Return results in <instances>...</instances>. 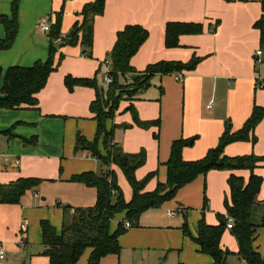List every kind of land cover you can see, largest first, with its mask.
Here are the masks:
<instances>
[{"label": "crops", "instance_id": "crops-1", "mask_svg": "<svg viewBox=\"0 0 264 264\" xmlns=\"http://www.w3.org/2000/svg\"><path fill=\"white\" fill-rule=\"evenodd\" d=\"M12 1L0 0V14L10 16ZM89 1L92 0H18V31L12 46L0 50V66L4 69L11 65H30L29 63L39 57V53H42L46 46V39L43 37L45 33L40 30L38 24L41 17L43 19L51 17L54 24L57 12L62 10L59 34L62 37H67L69 31L73 29L74 23L80 20L81 7ZM261 15L264 16V5L261 0H105L103 13L96 16L93 24L92 53L95 58L84 57L80 53V46H76L74 49L67 48L68 58L72 62L86 67V70H84L85 73L66 69L65 71L79 76L90 75L91 64L96 65L92 62L101 63L105 52L106 55L108 51L110 52L117 31L125 25L138 24L146 28L149 34L130 60L131 65L136 69L143 70L148 64L162 60L186 62L192 56L201 57V61L193 70L183 72L181 81L176 79V73L161 77L156 75L151 79L149 87L139 91L136 99L131 101L141 120L159 119L158 127L141 128L135 124L136 129H133L135 125L131 121V113L125 109L130 102L126 100L120 102L115 116L106 122V128L113 127L114 132L122 127L124 130H132L131 134L140 137H147L145 133L147 131L157 134L156 140L154 139L153 143L150 142V145H154L152 150L146 148L148 153L145 163L135 171L137 179H142L144 172L154 171L155 154L159 164L163 163L162 167L159 166L155 170L156 180L150 179L145 190H153L158 182L166 180L165 163L169 157L173 140L194 138L191 144L182 148V157L184 160L199 159L205 155L209 148L218 144L220 136L228 126L232 132L240 129L250 115L254 104L264 107V88L257 86V80H264V76H261V66L264 64V42L260 44V32L253 25ZM171 21L201 23L203 31L198 34H182L179 36V46L167 48L164 45V30L166 23ZM0 37H4V28L1 24ZM257 49L262 51L260 64L255 63ZM57 71L58 68L49 74L45 86L37 93V107L14 109L24 112L22 117L25 119L21 121L24 127L23 131L34 128L35 123L33 122H37L42 133L46 135L45 142L50 136H53L45 133L47 124L58 128L57 132L61 133V129L58 127L61 123L60 116L64 115L69 118L75 116L77 118L76 127L80 126L83 129L85 138H92L96 132V122L92 119V113L86 112V106L94 99V90L89 87L77 86L72 91H66V87L62 85L61 75H55L56 79L51 77ZM53 81H56L57 84L55 90ZM158 86H161L163 90L160 96ZM76 98L80 99V103L78 100H74ZM43 99L48 103L42 111H38L39 114L25 111L40 110ZM64 105L69 106L71 110L62 111ZM83 117L85 121L82 120ZM69 122L70 120L64 121L63 136L59 137L58 134V138L54 136L57 144L65 137L66 125L67 127L71 126ZM254 135L256 136L255 143L252 144L250 141L232 142L225 146L224 153L228 156L250 153L264 156V117L254 128ZM34 137L36 136L32 138ZM73 138L72 134L68 135V153L72 149ZM2 141L0 140V143ZM114 141L120 145L115 139ZM15 144L18 142L15 141ZM127 145L124 144L121 147L124 152L136 153L141 150L137 148L139 143L134 146L132 143ZM98 149L101 154H104L102 138L98 141ZM15 150L17 152L14 154L18 155V160L11 156H4L3 161L0 159V184L15 181L20 177L33 176L43 180L35 189L27 190L29 195L23 197L26 191L18 203H0V246L8 254L0 259V264H23L26 259L28 264H49L48 257L40 254L42 251L40 220H49L59 232L63 220L70 218L72 209L69 207L93 205L96 192L92 187L74 182L66 194V201L69 202L67 205L59 206L60 202L57 201V208H51L52 204L46 206L48 203L46 197L43 196L44 190H46V184H44L46 181L44 180L49 179V181L56 182L60 180V177L64 179L70 174L60 176L55 172L42 175L44 173L42 170L48 167V163L44 159L37 161V164L32 162L33 159L26 156L29 149L25 143L22 145L23 151L17 148ZM78 161L79 168L73 172L98 170L105 172L108 169L89 152L84 159H78ZM60 163L62 168V164L65 162L61 160ZM148 164L150 167L146 168ZM110 169L115 170L116 176L117 172L121 171L114 165H111ZM263 169L264 163L255 168L254 172L262 176L264 175ZM213 171L215 170L209 172ZM216 171H223L228 196L227 177L230 172ZM234 173L242 176L244 180H247L249 176L248 170H235ZM207 174L199 175L181 187L174 198L165 201L160 207L144 211L139 217L138 225L127 227V231L118 237L119 245L127 247L129 255L137 250L146 254L151 251L164 252L165 249L178 250L179 256L176 264L179 262L186 264V259L187 264H213L208 255L198 252V245L184 236L180 227L182 216L190 208L188 200L181 198V194H185L186 197L196 190L200 185L201 178L205 183ZM263 181L262 177L261 186ZM54 195L51 199H56L59 196L57 193ZM197 201L196 197L195 202ZM115 215L117 221L113 223L114 217L112 218L111 231L116 228L117 223L124 218L125 214L121 212ZM200 217L201 210L187 223L192 236L196 235L197 222ZM203 217L205 219V212ZM22 222L26 223L25 229L20 230L21 240H24L23 248H17L13 242L16 231ZM111 223H113L112 226ZM206 223L215 225L219 223V220H207ZM225 231L231 233L230 229L224 230L220 246L222 249L233 252V255L227 258L226 264H249L234 254L238 250L237 241L232 233L235 241L227 239ZM258 236H260V245L256 241ZM261 244L264 246V228L257 230L252 243V247L263 255L264 247ZM84 255L87 257V254ZM122 256L124 257V254L120 250L119 254H108L102 257L100 263L116 264V259L120 263ZM85 262L86 260L79 261L80 264Z\"/></svg>", "mask_w": 264, "mask_h": 264}, {"label": "trees", "instance_id": "trees-1", "mask_svg": "<svg viewBox=\"0 0 264 264\" xmlns=\"http://www.w3.org/2000/svg\"><path fill=\"white\" fill-rule=\"evenodd\" d=\"M264 5V0H261ZM105 0L86 2L79 12L80 20L73 25V33L68 43L79 42L83 52H88L93 43V24L96 16L103 13ZM62 10L56 14V21L50 29V38L57 40L60 33ZM0 24L4 28V37H0V50L12 46L18 31V0L11 3L10 16L0 14ZM260 32V44L264 42V16L261 15L253 24ZM203 31L201 23L167 22L164 30V45L167 48L179 46V36L182 34H198ZM148 30L138 24H128L117 31L115 42L109 52L111 69L107 74L111 82L104 86L99 85L94 77H73L65 75L64 84L68 91L74 87H89L94 90V99L89 104L92 119L96 122L94 140L88 141L79 132L76 135L75 151L86 150L91 156L108 169L100 174L93 171H84L71 176V181L81 183L95 189L96 197L93 205L88 207H69L72 209L69 219H64L57 232L47 219L40 220L41 255L48 257L49 264H80V258L87 254L83 264H101L100 259L108 254H119L118 237L127 231L124 223L137 226L140 215L150 209L160 207L162 203L174 198L177 191L193 181L199 175H205L210 170L229 171L227 177L228 196L224 201L226 214L232 217L233 227L230 229L235 237L238 250L235 255L249 264H263L264 254L261 255L252 247L257 230L264 228V199L259 204L261 215L257 222H253V208L257 204V194L260 190L262 177L254 169L264 163V156L253 153L228 156L224 153L227 144L236 141L256 142L254 128L264 117V107L253 105L252 111L244 121L242 127L231 131L228 126L220 136L216 146L207 150L205 155L195 160H184L182 148L193 142L194 138L173 140L170 146L169 157L165 163L166 180L158 182L153 190H145L148 181L155 175L149 172L144 178L137 179L135 171L146 160V153L141 150L136 153L124 152L121 146L114 141V129L106 128V122L115 116L120 102L136 99L139 91L149 87L154 76L178 73L193 70L201 61V57L192 56L188 61H157L148 64L143 70L131 65L130 60L140 46L148 38ZM55 48L51 43L46 60L35 61L31 66H0V109H18L37 107V93L45 86L51 72L59 66L62 56L56 64L53 61ZM129 75V76H128ZM129 78V79H127ZM257 86L264 88V80H257ZM159 87V96L163 90ZM130 111L133 123L141 128L158 127L159 119L143 121L138 117L133 104L125 108ZM10 136L9 131L0 132ZM155 138L157 134L154 133ZM102 138L104 154L98 149V141ZM118 167L131 187L132 195L129 200L123 196L117 182L114 169ZM235 170H248L247 180L234 173ZM41 179L20 177L15 181L0 184V203H18L21 196L30 189H35ZM68 208V207H66ZM207 209L206 198H203L201 217L197 222L196 235L192 236L186 219L181 230L184 236L198 245V252L208 255L213 264H226L227 258L233 255L228 249L220 246L221 236L226 228L224 216L219 218L215 225L207 224L204 212ZM124 212V218L116 228L110 230V222L115 214ZM182 264V263H178Z\"/></svg>", "mask_w": 264, "mask_h": 264}, {"label": "rangeland", "instance_id": "rangeland-1", "mask_svg": "<svg viewBox=\"0 0 264 264\" xmlns=\"http://www.w3.org/2000/svg\"><path fill=\"white\" fill-rule=\"evenodd\" d=\"M45 17V16H44ZM43 19V17H41ZM53 25V22L51 24V27ZM37 26V23H36ZM50 32V31H49ZM47 32L43 35V37L46 39V46H45V50L42 53H39V57H36V59L34 61H31L29 64L30 65H26V66H31L35 61L38 60H46L48 57V53H49V49L51 46V43L53 44L54 48H55V52L53 54V61L54 64H56L59 60V57L62 56V60L59 64L58 71L52 75L51 77H55V75H61V80H62V85L65 86L64 84V77L67 74H70L73 77H86V78H92L95 76L97 83L99 85H106L105 83V72L108 68L106 61L110 58L109 57V51L106 55V52L104 54V59L101 61V63L99 62H92V63H96V65L94 66L93 64H91V74L90 75H73L71 73H69L66 70H74V71H80L82 73H85L84 70H86V67L80 66L74 62H72V60H70L68 58L69 54L67 52V48L71 47L74 49V47L76 46H80L81 50L80 53L84 56L87 57L89 59L95 58L94 57V53H92V47L91 49L87 52H83V48L80 45L79 42L77 43H72L69 44L68 43V38L66 36H61L62 39L61 40H56L54 39L53 41L50 38V33ZM60 36V34H59ZM41 37V36H39ZM106 55V57H105ZM106 60V61H105ZM105 61V63H104ZM98 63V64H97ZM100 64V65H99ZM13 66V65H11ZM18 66H25V65H18ZM3 68V67H2ZM6 68V67H5ZM4 68V69H5ZM129 76V75H128ZM261 76H264V64L261 66ZM264 78V77H263ZM56 81H53V87L54 90L56 89ZM68 89L66 88V91ZM74 100H78V103H80V99L76 98ZM128 102H131V98H129V100H126ZM46 103H48V101L46 100H42L41 104H40V110H25V111H32L34 113H38V111H42L43 108H45ZM89 104H87L86 106V112H88L89 114ZM130 104V103H129ZM62 111H70L71 108L67 105L62 106ZM24 111V110H22ZM37 111V112H36ZM22 115H24V112H20V110H14V109H0V132H4V131H9L10 132V136L5 135L3 133H0V140L2 141L0 143V159L2 160V158L4 156H11L14 158H17L18 160V155L14 154L17 151L15 150V148L20 149V151L22 150V145L25 143L28 145V149H29V153L26 155L27 157H29L30 159H33L32 162H34L35 164H37V161H40L41 159H44L47 163H48V167L44 170H42V175H49L51 173H55L57 175L63 176L66 174H70L67 178H61L60 180H57L56 182L54 181H49V179L44 180L46 181V190H44V195L46 197L47 203L46 206H50L49 204H52L53 206H50L51 208H57V204L59 201L60 204L59 206H64L67 205L69 202L66 201V194L68 193V189L70 187V185L72 183H74L73 181H71V176L75 175V174H79L81 172H73V170L78 169V165L77 163H79L78 159H84L87 152L86 150H79V151H75L74 148V143H75V138L77 133L79 132L80 134H84L83 129L79 127H76V121L77 118L75 116L69 118L66 116H60L61 119V123H59L60 129H61V133L60 131L57 132L58 128H54L52 126H49L47 124L46 126V132L45 133H49L53 136H50L45 142H44V137L46 135H44L42 133V129L40 127V125L37 122H33L35 123V126L33 125L34 128H29V130L23 131L24 127L21 121H23L25 118L22 117ZM89 118V117H88ZM131 121L133 123V119H132V115H130ZM65 120H70L69 124L71 126L65 127L66 130V135L65 137H63L60 141V143H56L55 142V137H57V134L60 135L59 137L63 136V128H64V121ZM82 120H84V117L82 118ZM85 121V120H84ZM73 125V126H72ZM135 125V124H134ZM133 129H136V125L133 127ZM132 130H124V128L121 127V129H116L114 132V139L116 141H118L120 143V146L122 147V145L124 146V144L126 146H128L127 144H131L132 146L136 145L137 143H141L142 144L137 146V148L144 150L147 152L148 148L149 150H152V148L154 147V145H150V142H152L155 137L152 131H147L145 132L146 136H136L131 134ZM26 133L25 135H23L22 133ZM126 135H125V134ZM42 134V135H41ZM72 134L74 136L73 138V146L72 149L70 150V153H68V149H69V145H68V135ZM39 135H41V137H39ZM33 136H36L34 138H32ZM94 134L92 136V138H86L88 141H93L94 140ZM58 138V137H57ZM156 140V139H155ZM15 141L18 142V144H15ZM126 142V143H123ZM153 143V142H152ZM15 146V148H14ZM140 150V151H141ZM156 154L154 155V171H150V172H155V170H157V167L159 166H163V163L159 164V162L156 160ZM61 160L63 162H65V164H62V168H61ZM3 161V160H2ZM150 164L147 165L146 168H149ZM145 168V169H146ZM72 172V173H70ZM95 173L100 174L101 171H93ZM149 171L144 172V176L143 178L148 174ZM209 172V171H208ZM264 172V169H263ZM158 174V173H157ZM207 174V173H206ZM32 178H34L33 176H31ZM154 177V176H153ZM151 179H155L157 178V175L154 178ZM261 177H263L264 179V175H262ZM39 178V177H38ZM41 179V178H39ZM43 180V179H41ZM140 180V179H139ZM41 182V181H40ZM117 182L118 185L121 188V191L123 193L124 198L127 200H129L131 198L132 195V191L131 188L128 184V182L126 181L123 173L121 171L117 172ZM262 184V183H261ZM261 190H259L256 200H257V204L254 206L253 208V216H252V220L253 222H257L260 218L261 215V206L259 205L261 203V201L264 199V181H263V185L260 187ZM73 192V191H72ZM57 193L59 196H57L56 199H51L52 196H55L54 194ZM61 194V197H60ZM26 195H29V191H27L25 193V195L23 197H25ZM22 197V198H23ZM186 198L189 202V206L190 208H188L187 213L185 212V214L182 216V223L181 226L184 222V220L186 219V222H190L192 218H194L197 215V212L199 213V211L202 209L203 206V198L205 197L208 203V207L209 210L207 211V209H205V222L207 220H219V218L221 216H224L226 214V210H225V205H224V201L227 197V190H226V178L224 177L223 171H213V172H209L206 175V179H205V183H204V179L201 178L200 181V185L199 187L192 191L191 193H189L186 197L185 194H181V198ZM196 197L198 198V201L195 202ZM195 202V203H194ZM94 204V203H93ZM212 217V218H210ZM123 218V217H122ZM117 221V216L115 215L113 218V223ZM113 223H111V226L113 225ZM21 224H23L24 226H26V223L22 222ZM21 224L19 225V228L16 231V236L14 238V246H16L17 248H23L22 243L24 242V240H21ZM180 226V227H181ZM135 227V226H134ZM263 227H260L258 229H261ZM226 230V228H225ZM228 231V230H227ZM225 234L227 239H232L234 240L233 236L231 235L230 232H226ZM235 241V240H234ZM257 244L260 245V236H258L257 238ZM261 246H263L261 244ZM264 247V246H263ZM125 249H127V247L121 246L120 245V250L121 253L124 254V257L122 256V259H120V263L119 261L117 262L116 259V264H176L177 260H178V256H179V251H171L168 249H165L164 252H157V251H151L149 254L146 253H142L139 250L133 252L131 255H129V251L128 249L125 251ZM4 250V249H3ZM4 255L8 256V254L6 253V251L4 250ZM131 256H133L131 258ZM86 260V255H83L80 258V262H84ZM28 260L26 259V261L23 264H28L27 262ZM182 264H184V262H182ZM186 264H187V259H186Z\"/></svg>", "mask_w": 264, "mask_h": 264}, {"label": "built area", "instance_id": "built-area-1", "mask_svg": "<svg viewBox=\"0 0 264 264\" xmlns=\"http://www.w3.org/2000/svg\"><path fill=\"white\" fill-rule=\"evenodd\" d=\"M38 24H39V28H40L41 31H43L44 33L49 32L50 29H51V24H52L51 17H45L44 19L39 20ZM61 39H62L61 36H59L57 38L58 41L61 40ZM261 54H262V51L260 49H257L255 51V63L256 64H260L262 62ZM105 61H104V63H105ZM106 64H107L108 68H107V70L105 72V83L109 84L111 82V77L107 74V71L109 69H111V60L108 59L106 61ZM175 76H176L177 80L181 81V79H182L181 74L176 73ZM127 79H129V78H127ZM210 103H209V105H210ZM169 214H172V212H169ZM224 217L226 219V228L227 229H231L233 227V219H232V217L229 216L228 214H225ZM129 226H130L129 222L126 221L124 223V227H129ZM24 229H25V226L22 224L21 225V230L23 231ZM3 257H4V252L2 250V247L0 246V259H2Z\"/></svg>", "mask_w": 264, "mask_h": 264}, {"label": "water", "instance_id": "water-1", "mask_svg": "<svg viewBox=\"0 0 264 264\" xmlns=\"http://www.w3.org/2000/svg\"><path fill=\"white\" fill-rule=\"evenodd\" d=\"M73 33V31L71 30V31H69V33H68V35H67V37H69V36H71V34Z\"/></svg>", "mask_w": 264, "mask_h": 264}]
</instances>
